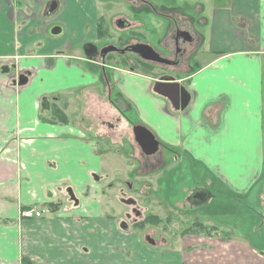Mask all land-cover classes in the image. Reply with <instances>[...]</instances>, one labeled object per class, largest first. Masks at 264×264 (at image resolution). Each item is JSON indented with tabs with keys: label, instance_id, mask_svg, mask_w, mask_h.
<instances>
[{
	"label": "crops",
	"instance_id": "obj_1",
	"mask_svg": "<svg viewBox=\"0 0 264 264\" xmlns=\"http://www.w3.org/2000/svg\"><path fill=\"white\" fill-rule=\"evenodd\" d=\"M199 14L201 44L176 79L189 101L176 110L154 91L161 69L93 55L100 40L95 0H0V264H264V0L202 3ZM22 74L27 82L18 85ZM98 83L102 93L91 89ZM73 92L89 103L82 119L66 114ZM132 109L135 125L158 142L153 154L135 142L125 117ZM125 143L143 168L136 180L144 181V195L176 170L188 203H214L216 181L232 197L254 193L263 214L243 216L242 242L213 213L206 230L183 229L174 245L150 243L121 226L117 207L107 214L118 196L105 180L128 162ZM182 164L191 172L188 165L181 172ZM182 174L192 176L186 187ZM200 192L201 203L189 200ZM31 207L43 214L23 217ZM140 241L161 253L144 256ZM108 243L133 246L135 260L103 263L100 248Z\"/></svg>",
	"mask_w": 264,
	"mask_h": 264
},
{
	"label": "rangeland",
	"instance_id": "obj_2",
	"mask_svg": "<svg viewBox=\"0 0 264 264\" xmlns=\"http://www.w3.org/2000/svg\"><path fill=\"white\" fill-rule=\"evenodd\" d=\"M82 1H85V0H82ZM146 1L151 3V5L154 7H158L159 5H162V4L165 6H168L169 8L173 7L174 4H176L177 6H182V7L185 6L186 11L196 12L197 14H199L200 9L202 8V3L204 4L205 8H208L209 4H217L219 2L220 3L224 2L225 0H146ZM95 2L97 4L99 18L105 19V26L108 27L107 30L106 29L102 30L103 33H102V36H100L101 39L97 43V45L99 46L106 42L110 43L111 41H115L117 37H122V38L128 37V36H125V34H127L126 31L118 32L116 28L112 27L110 23L111 18H115L117 16H123L124 18L131 19V21L139 20L143 22L141 26L139 27L136 26V28L132 29L134 33H132L131 37L137 38L138 41L149 44L152 47L156 46L158 36H161L162 34L161 33L162 26L169 25L171 21V19H167L164 16L160 17L152 13L147 14V13L139 12L138 14L137 13L134 14L131 10H129L128 4L122 0H118V1L95 0ZM113 14H119V15H113ZM172 15H175L178 20H181V21L183 20L182 22L183 24H189V19L186 18L184 15L181 16V15L172 13L170 14L171 18H173ZM184 19L188 21H185ZM156 29H157V34H153V31ZM116 60H117L116 57L112 56L111 62L116 63L115 62ZM196 64L197 63L194 62L191 67L196 66ZM185 75L186 74L184 72L182 76L185 77ZM184 85H187L186 82H184ZM91 89L94 91H97V93L98 92L102 93L104 89V85L101 83H98V85L91 86ZM115 97H113V99H115ZM65 101H66V98L62 96L61 102L64 103ZM88 105L89 103L84 99L83 94H78V93L73 92L70 100L68 101V106L66 108V114L67 116L72 117L74 119H82L84 118L83 109L87 107ZM127 113L128 114H126L125 112V115H126L125 117L128 119V121L131 124L135 125V123L138 122V116L136 114V111L132 109ZM74 119H72L71 121L75 122ZM108 147L109 149H112V146L110 144H108ZM121 153L126 157V160H128V162L125 163V165L120 168L122 170L121 174L112 173L107 177V180L105 181H107V185L112 184V187L114 188V190H112V194L118 195V191L123 189L126 194L125 197L131 196L136 199L137 205H139V209L142 211V216L147 217L144 220L145 227H148L147 219L150 216L155 215L154 217L157 218L158 220L157 219L151 220V222L155 224V227L149 228V229H152L151 231L156 233L153 239H155L156 236L164 237L165 240L164 239L159 240L156 238L155 243L159 246L162 244H165L166 240L167 242L171 241L172 245H174L178 240H180L181 231L183 229H184L183 231L185 230L192 231L193 229L205 230V225L210 226L212 222L210 219L207 218V215L211 216L213 213L217 214L220 217H223L225 220L226 226L222 228L226 229L227 231H230L231 233H237L239 238L235 240L242 242L244 235H245V229L247 227V225L244 223L245 219L243 216L249 215V210L251 209H252L251 211L255 214H258V215L263 214V212L261 213L262 209H260V199L255 197L254 193H251L250 196L246 198V201L244 200L243 196L232 197L234 194L232 193L229 194L226 190H224L220 186L219 183L217 187L216 181H214V188L213 187L209 188L210 190L215 189L217 191V196L214 198V203H212L208 207L188 203L185 199L186 194L182 193L180 189L183 183L182 182L176 183V178L179 173L176 170H174L171 174H166L164 176L161 175L160 179L158 180L156 178V180L153 181L154 190L152 192L148 191L147 194L143 196L140 191H141V188H143L142 183H144V181L136 180V175L138 173V170L139 172H143L142 166L140 165V167H137V163L133 159L128 157L131 153L128 147V144L125 143L124 148L121 150ZM187 165L189 166L190 164H187ZM187 165L182 164L180 166V171L185 172V168L187 169ZM194 169H197L200 172V166L194 165ZM187 170L191 172L192 170L191 166H189ZM190 172H188V174H190ZM182 178L185 181L184 182L185 187L192 183L191 181L192 176L182 174ZM124 181L130 182L132 186L131 192H126ZM104 183L105 182H103V184ZM123 205L119 201H118V204L117 203L109 204V206H107L108 207L107 214L108 215L117 214L116 207L119 209V211H122V209L126 208V206H123ZM213 206H214V211L211 209ZM235 209L237 210L242 209L243 211L242 212H239V211L230 212ZM119 211H118V214H119ZM243 212H244V215H243ZM148 214H149V217H148ZM203 216H205V219L203 218ZM234 217L236 218V221L232 223L231 220L234 219ZM216 220H217V217L215 215L214 221ZM260 225H261V222L259 219V221L256 223V226H260ZM130 228L132 232L136 231L134 230L132 226H130ZM255 230L256 229L253 228V231ZM138 232L140 234L143 233V231L140 229L138 230ZM145 232H146V228H145ZM257 232H258V229H257ZM254 240L255 238L249 239V241L251 242ZM256 243H254V245L258 246ZM177 247L178 245L176 246V248ZM100 249H101V253H103L106 256L105 258H102L103 263L107 261H116L120 263L117 256H126V255L132 256L133 260H135L133 246H130V245L128 247L122 248V247L113 245L112 243H108L107 245L103 246ZM146 250H149L150 252L161 253L160 251L153 250L151 245H148L147 243L140 241L139 251L144 256H148V252ZM112 253L113 255L111 256ZM134 263L135 261L134 262L132 260L130 261V264H134Z\"/></svg>",
	"mask_w": 264,
	"mask_h": 264
},
{
	"label": "flooded vegetation",
	"instance_id": "obj_3",
	"mask_svg": "<svg viewBox=\"0 0 264 264\" xmlns=\"http://www.w3.org/2000/svg\"><path fill=\"white\" fill-rule=\"evenodd\" d=\"M109 1V0H108ZM118 1V0H115ZM126 2L129 6V10H131L134 14L147 13L154 14L156 16H164L167 19H171L169 25L162 26L161 36L158 37L156 46H151L149 44H145L150 46L154 52L158 53V55L164 60L163 62H155L148 61L140 58L138 55L132 53L130 51V47L137 44L138 39L132 38L133 25L136 22L139 26L143 24V22L139 20L131 21V19L124 18L123 16H117L115 18L110 19V23L112 27L116 28L118 32L126 31L128 36L127 38L117 37L115 41H111L110 43L106 42L99 45L91 46V51L93 55H95L96 59L100 60L102 63H108L111 61V55L116 57V63H120L122 59L131 63L129 60L133 61L135 65H148L153 66V68L161 69L159 81L163 82L161 78L167 77L172 78L174 82L178 77H181L183 73L190 67L189 60L193 55L195 49H197L201 44L200 38V25L201 18L200 14L196 12L186 11L185 6H177L176 4L173 7L169 8L165 5H157L158 7H154L146 0H122ZM49 11V9H48ZM175 13L181 16H185L189 19V24H183V20H178L175 15H172L173 18L170 17V14ZM165 14V15H164ZM119 15V14H113ZM192 15V16H191ZM101 16V15H100ZM173 19V20H172ZM185 21H188L184 19ZM96 29L103 30L108 29L105 26V19L99 18ZM159 32V31H158ZM153 34H157V29L153 31ZM130 35V36H129ZM101 39V38H100ZM136 40V41H135ZM111 50V51H110ZM124 50V51H123ZM159 66V67H158ZM113 103L114 100H112ZM115 105V104H114ZM116 106V105H115ZM139 146V145H138ZM147 148H150L147 147ZM148 150V149H147ZM147 163V162H146ZM124 185L126 187V192H131L132 186L130 182L124 181ZM136 189V188H135ZM136 191V190H135ZM141 194L144 196V193ZM136 193V192H135ZM140 194V195H141ZM118 201L126 206L125 209H122L121 215V226L130 225L134 228V230L138 231L139 229L143 231L141 233L142 237L152 243L154 240L159 239L162 240V237L156 236L153 239L155 232L151 231L155 227L151 221L148 222V227L144 226V220L147 218L146 216H142V211L139 209V205H137V201L135 198L131 196H126L125 191L119 190L118 192ZM204 197L203 194L195 193L194 195L189 196V200L193 203H201ZM155 216V215H154ZM149 217V214H148ZM127 227V226H126ZM138 228V229H137ZM146 228V232H145ZM148 228V229H147Z\"/></svg>",
	"mask_w": 264,
	"mask_h": 264
},
{
	"label": "water",
	"instance_id": "obj_4",
	"mask_svg": "<svg viewBox=\"0 0 264 264\" xmlns=\"http://www.w3.org/2000/svg\"><path fill=\"white\" fill-rule=\"evenodd\" d=\"M130 51L137 54L140 58L148 61L163 62L164 60L154 52L153 49L145 44H135L130 47ZM111 51V50H110ZM124 51V50H123ZM163 82H156L154 91L167 96L174 109L183 110L189 101V93L178 82H174L172 78H161ZM27 82V77L19 76L18 85H23ZM133 135L135 142L140 146L145 154H153L157 151L158 142L155 141L153 135L144 127L135 125L133 127ZM150 148H147L149 147ZM148 149V150H147ZM127 229V227H124Z\"/></svg>",
	"mask_w": 264,
	"mask_h": 264
},
{
	"label": "built area",
	"instance_id": "obj_5",
	"mask_svg": "<svg viewBox=\"0 0 264 264\" xmlns=\"http://www.w3.org/2000/svg\"><path fill=\"white\" fill-rule=\"evenodd\" d=\"M41 214H42V211H37L34 208H29L21 212V215L26 218L40 217Z\"/></svg>",
	"mask_w": 264,
	"mask_h": 264
},
{
	"label": "trees",
	"instance_id": "obj_6",
	"mask_svg": "<svg viewBox=\"0 0 264 264\" xmlns=\"http://www.w3.org/2000/svg\"><path fill=\"white\" fill-rule=\"evenodd\" d=\"M98 32H99V34H100V36H102V30H98ZM64 118H65V116H64V114L62 115ZM157 218H155L154 216H150L148 219H147V221H151V220H156ZM158 220V219H157ZM156 223H157V221H156ZM22 263L23 264H26V261L23 259V261H22Z\"/></svg>",
	"mask_w": 264,
	"mask_h": 264
}]
</instances>
